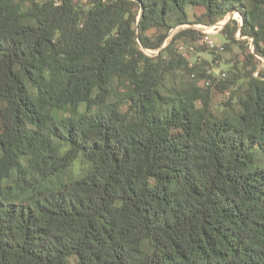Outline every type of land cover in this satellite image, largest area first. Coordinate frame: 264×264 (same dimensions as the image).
<instances>
[{
    "label": "trees",
    "instance_id": "obj_1",
    "mask_svg": "<svg viewBox=\"0 0 264 264\" xmlns=\"http://www.w3.org/2000/svg\"><path fill=\"white\" fill-rule=\"evenodd\" d=\"M262 58L264 0H0V264H264Z\"/></svg>",
    "mask_w": 264,
    "mask_h": 264
},
{
    "label": "rangeland",
    "instance_id": "obj_2",
    "mask_svg": "<svg viewBox=\"0 0 264 264\" xmlns=\"http://www.w3.org/2000/svg\"><path fill=\"white\" fill-rule=\"evenodd\" d=\"M190 15L191 19L195 20L193 16V9H190ZM240 15L234 14L229 15L225 19L226 22L229 21L232 18H239ZM188 26H180L177 28H174L172 30V34L176 33L177 31L186 28ZM196 27V26H195ZM223 30V29H222ZM219 31L216 33L209 34L210 39L214 42L215 47H211L208 43L204 42L202 40L203 34L199 40V45L209 46L208 52H202L198 49V47H195L194 45H191L193 47V50H191L190 53V59L192 63H195L199 58H206L210 60L213 64L212 70L214 74L218 77L224 76V73H227L228 70L234 66V64L237 63L238 59L243 58V52L244 49L239 44H233L231 48L226 47V42L228 41L226 34L224 31ZM237 36V34H236ZM237 38L240 39V37L237 36ZM189 45H184V49H181L183 52H186L188 50ZM250 50L254 51L253 44H250ZM214 49V53L211 54V50ZM260 69H264V58H262V63L260 65ZM229 97V93H219L215 92L214 94V100L216 102V105L220 103L223 99H227ZM87 168V164L82 161V158L79 157L73 164V166L70 168L68 173L63 177L64 180L68 181L70 179H73L81 174V172Z\"/></svg>",
    "mask_w": 264,
    "mask_h": 264
},
{
    "label": "built area",
    "instance_id": "obj_3",
    "mask_svg": "<svg viewBox=\"0 0 264 264\" xmlns=\"http://www.w3.org/2000/svg\"><path fill=\"white\" fill-rule=\"evenodd\" d=\"M236 14L240 15L239 13H236ZM235 19L239 20L241 23L243 22L241 15L239 16V18H235ZM225 23H226L225 20H221V21H219V22H217L216 24H213V25L196 24V28H198L203 33L202 40L204 42L208 43L211 47H215V44L210 39L209 34L221 31L224 28ZM237 36L240 37V32L239 31L237 32ZM165 45H166V43L164 44V46ZM181 49H184V46H181ZM190 50H193V47H191ZM146 52L148 54H150V55L154 54V52L150 51V50H147Z\"/></svg>",
    "mask_w": 264,
    "mask_h": 264
},
{
    "label": "water",
    "instance_id": "obj_4",
    "mask_svg": "<svg viewBox=\"0 0 264 264\" xmlns=\"http://www.w3.org/2000/svg\"><path fill=\"white\" fill-rule=\"evenodd\" d=\"M228 22H229V21H227L226 23H228ZM226 23H225V24H226ZM158 53H159V51H158L157 53H154V54H158Z\"/></svg>",
    "mask_w": 264,
    "mask_h": 264
}]
</instances>
